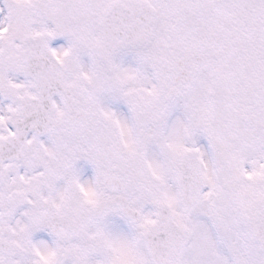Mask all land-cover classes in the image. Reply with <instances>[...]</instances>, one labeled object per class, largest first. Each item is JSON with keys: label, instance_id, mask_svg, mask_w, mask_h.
<instances>
[{"label": "snow or ice", "instance_id": "1", "mask_svg": "<svg viewBox=\"0 0 264 264\" xmlns=\"http://www.w3.org/2000/svg\"><path fill=\"white\" fill-rule=\"evenodd\" d=\"M0 264H264V0H0Z\"/></svg>", "mask_w": 264, "mask_h": 264}]
</instances>
